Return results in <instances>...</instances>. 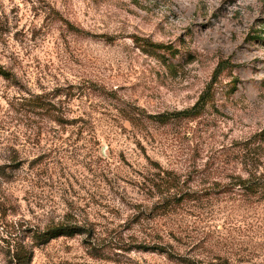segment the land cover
<instances>
[{
    "label": "rangeland",
    "instance_id": "obj_1",
    "mask_svg": "<svg viewBox=\"0 0 264 264\" xmlns=\"http://www.w3.org/2000/svg\"><path fill=\"white\" fill-rule=\"evenodd\" d=\"M0 66V264H264V0H0Z\"/></svg>",
    "mask_w": 264,
    "mask_h": 264
},
{
    "label": "trees",
    "instance_id": "obj_2",
    "mask_svg": "<svg viewBox=\"0 0 264 264\" xmlns=\"http://www.w3.org/2000/svg\"><path fill=\"white\" fill-rule=\"evenodd\" d=\"M218 70V68H217ZM205 87L204 91L199 96L196 103L190 108L183 111L175 112V113H165L161 115L153 116V121L158 124H166L174 119H195L205 110L208 103L213 99L214 96V80L216 78V72ZM0 77L4 79L12 78V74L6 71L4 68L0 66ZM238 185H241L242 188L246 191V194L251 198H259L264 197V170L258 176L252 174L249 179L240 180L237 182ZM83 229L80 227L72 226V225H60L58 227L51 228L46 232H43L39 236L42 238V242L47 243L50 239L59 237V236H73L74 234L83 233ZM157 249V248H155ZM18 253L15 252L13 255V259L19 260ZM172 256V255H170ZM178 258V257H176Z\"/></svg>",
    "mask_w": 264,
    "mask_h": 264
}]
</instances>
